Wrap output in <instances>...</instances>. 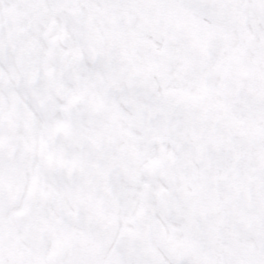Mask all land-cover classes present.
I'll list each match as a JSON object with an SVG mask.
<instances>
[{
    "label": "snow or ice",
    "instance_id": "1",
    "mask_svg": "<svg viewBox=\"0 0 264 264\" xmlns=\"http://www.w3.org/2000/svg\"><path fill=\"white\" fill-rule=\"evenodd\" d=\"M0 264H264V0H0Z\"/></svg>",
    "mask_w": 264,
    "mask_h": 264
}]
</instances>
